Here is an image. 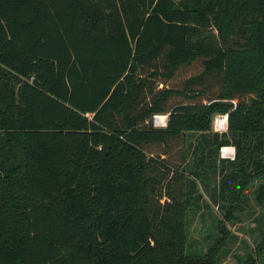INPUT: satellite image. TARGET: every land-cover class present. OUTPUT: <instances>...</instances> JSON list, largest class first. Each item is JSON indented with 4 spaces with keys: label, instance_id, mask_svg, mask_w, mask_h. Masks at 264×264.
Listing matches in <instances>:
<instances>
[{
    "label": "trees",
    "instance_id": "trees-1",
    "mask_svg": "<svg viewBox=\"0 0 264 264\" xmlns=\"http://www.w3.org/2000/svg\"><path fill=\"white\" fill-rule=\"evenodd\" d=\"M228 144L264 214V0H0V264H214L185 214Z\"/></svg>",
    "mask_w": 264,
    "mask_h": 264
},
{
    "label": "rangeland",
    "instance_id": "rangeland-1",
    "mask_svg": "<svg viewBox=\"0 0 264 264\" xmlns=\"http://www.w3.org/2000/svg\"><path fill=\"white\" fill-rule=\"evenodd\" d=\"M226 131L227 124L225 130L217 133ZM191 143L188 158L189 165L193 167L191 154L196 143L195 137ZM223 146H230L233 156L223 158L225 161L219 164L210 157L208 165L215 163L216 168L202 171L201 176L204 180L200 178L196 194L192 192L191 197L193 194L195 197L199 196V202L197 201L198 206L191 203L185 214L187 235L185 250L187 254H202L209 246L221 241L217 244L214 264H250L251 259L257 260L258 264L261 254L257 253L256 245L262 237L264 227L262 202L257 196L260 177L249 179L245 187L239 188L240 175L237 172L239 158H236L232 145ZM217 152L218 157L221 156L220 151ZM257 159L258 155L250 158L248 171L254 169L253 163ZM227 214L229 218L226 217Z\"/></svg>",
    "mask_w": 264,
    "mask_h": 264
},
{
    "label": "built area",
    "instance_id": "built-area-1",
    "mask_svg": "<svg viewBox=\"0 0 264 264\" xmlns=\"http://www.w3.org/2000/svg\"><path fill=\"white\" fill-rule=\"evenodd\" d=\"M223 118V122L220 120ZM152 122L155 127H165L167 123V114H154L152 116ZM227 124V114H217L213 118L212 128L216 132L225 130ZM220 155L224 158H230L233 156V152L230 146H221Z\"/></svg>",
    "mask_w": 264,
    "mask_h": 264
},
{
    "label": "bare ground",
    "instance_id": "bare-ground-1",
    "mask_svg": "<svg viewBox=\"0 0 264 264\" xmlns=\"http://www.w3.org/2000/svg\"><path fill=\"white\" fill-rule=\"evenodd\" d=\"M220 121L223 122V118Z\"/></svg>",
    "mask_w": 264,
    "mask_h": 264
},
{
    "label": "crops",
    "instance_id": "crops-1",
    "mask_svg": "<svg viewBox=\"0 0 264 264\" xmlns=\"http://www.w3.org/2000/svg\"><path fill=\"white\" fill-rule=\"evenodd\" d=\"M161 86V85H160ZM214 131V130H213ZM215 132V131H214ZM219 157H221V156H219ZM221 158H224V157H221Z\"/></svg>",
    "mask_w": 264,
    "mask_h": 264
}]
</instances>
